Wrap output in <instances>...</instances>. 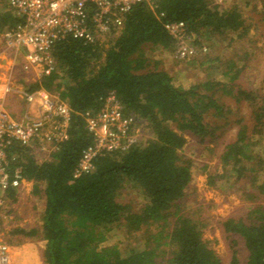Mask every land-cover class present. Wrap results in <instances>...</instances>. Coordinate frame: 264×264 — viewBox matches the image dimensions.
I'll return each instance as SVG.
<instances>
[{"label":"trees","instance_id":"1","mask_svg":"<svg viewBox=\"0 0 264 264\" xmlns=\"http://www.w3.org/2000/svg\"><path fill=\"white\" fill-rule=\"evenodd\" d=\"M214 1H141L123 15L118 32L57 41L55 69L24 83L30 93H58L72 110L68 136L49 158L39 157L38 144L7 148L10 171L20 169L44 203L40 225L15 226L10 234L44 241V264H223L204 238L212 223L230 240V264H264V84L243 81L260 48L251 30L264 27V0L261 10L251 0L245 6ZM20 20L11 9L3 18L9 28ZM171 22H183L194 34L196 56L177 55L176 38L165 27ZM214 39L221 46L228 41L226 57L203 53ZM244 42L253 43L252 51ZM146 48L174 54L184 65L206 66L217 76L184 84ZM109 92L147 136L126 150L103 153L93 170L76 175L92 142L85 113L97 112ZM244 103L248 116L241 112ZM228 128L236 133L218 152L221 171L208 163L198 168L183 153L187 135L215 144ZM195 169L209 186L239 185L245 212L216 218L210 205L193 200ZM17 193L10 188L3 198L13 203Z\"/></svg>","mask_w":264,"mask_h":264},{"label":"built area","instance_id":"2","mask_svg":"<svg viewBox=\"0 0 264 264\" xmlns=\"http://www.w3.org/2000/svg\"><path fill=\"white\" fill-rule=\"evenodd\" d=\"M144 0H8L9 7L21 20L3 33L6 49L13 51L14 67L33 74L35 78L50 74L55 69L53 45L67 37L91 39L118 32L123 26V15ZM177 41L179 57L196 56L194 34L183 22L165 24ZM12 84L2 87L0 96V206L10 188L19 189L26 180L20 169L9 168L7 148L13 142L33 146L46 158L58 149L68 135L71 107L66 101L43 89L22 95L37 111L26 112L15 118L4 106ZM85 126L92 134V142L82 152L75 174L90 172L94 160L103 153L126 150L141 138L134 118L124 113L113 92L106 96L97 112L85 113ZM10 246L0 241V264H9Z\"/></svg>","mask_w":264,"mask_h":264},{"label":"rangeland","instance_id":"3","mask_svg":"<svg viewBox=\"0 0 264 264\" xmlns=\"http://www.w3.org/2000/svg\"><path fill=\"white\" fill-rule=\"evenodd\" d=\"M231 1L232 0H215L214 2L220 6H228ZM239 2L241 5L245 6L244 0H240ZM251 2L257 3V10H261V0H251ZM4 3V0H0V53L3 51V45L1 42L2 34L7 28H9V23H4L3 18L7 10L11 9L4 5ZM250 8H253L252 3L247 10H251ZM251 34L257 39L256 44L260 48L254 51L252 60L245 69L243 81L247 85L262 87L264 84V27L261 25L260 28L257 27L256 29H252ZM227 42L228 41H224L221 46L214 39L210 43L211 45L205 44L204 47H202V51L204 54L211 53L212 55L219 53L226 57L229 50L224 46L227 45ZM252 44L253 43L251 42H244V45L249 47L251 51ZM240 47L243 49V44H240ZM146 53L151 58L162 61L161 66L167 69L172 75L178 77V79L184 84L199 82L208 79L210 76L215 77L216 75L215 73L214 75L208 73L206 66L199 67L197 65L192 66L189 64H181V62L176 61L174 54L163 50L146 48ZM7 58L10 59L11 56H6V59ZM10 75V77L15 80V87L17 84L21 87L25 82H30L35 79L33 74H23L19 68L10 72ZM53 95H58V93H53ZM18 102L20 105L21 101L16 97L12 98L10 101L12 105H16ZM228 102L233 103L231 100ZM249 111L250 108L244 103L241 106L242 114L248 116L250 113ZM139 133L141 137L145 138L147 136V134L143 133L140 129ZM235 133L236 128L226 129L219 138V142L215 144L213 142L201 143L196 137L187 135V144L183 148V153L188 158L193 159L198 168L203 164L208 163L210 166H213L214 171H221V166L217 160L218 152L227 141L234 137ZM205 146L209 147L206 149ZM36 152L40 158H46V156L38 149H36ZM27 182H29V184ZM193 186L195 187V190L192 191V197H194L192 199L196 200L197 203L210 205V213L212 216H215L216 218H224L228 215H239L245 212V207L248 202L243 197L239 185L233 187L231 183L225 182L221 188L219 186H209L206 181V175L201 174L199 169H195ZM16 198L17 201L10 203L5 200L3 205L0 206V241L6 242L10 246L9 264H44L41 256V252L44 248V241L40 238L10 234L11 228L15 226H24L28 228L40 225L44 203L39 199V196L32 194V182L30 181H26V185H22L18 189ZM129 198V196H125V199ZM136 199L138 201L140 198L136 196ZM204 238L210 241L212 247L221 256L223 264H230L232 258L230 240L215 223L210 224L206 228ZM241 244L242 243L238 245V248L241 250L243 258L246 253L241 248Z\"/></svg>","mask_w":264,"mask_h":264},{"label":"crops","instance_id":"4","mask_svg":"<svg viewBox=\"0 0 264 264\" xmlns=\"http://www.w3.org/2000/svg\"><path fill=\"white\" fill-rule=\"evenodd\" d=\"M1 42L3 45V51H2V53H0V96H2L1 90L5 84L11 83L12 88H13V91H10L9 93H7V96L5 97V100H4V106L6 107L7 110L10 111L11 115L15 118H20L26 112L36 113L35 111H37V109L35 108V106L32 104H29L27 101H25V98L23 97V95L21 93L22 91H25L24 85H22V86L20 85L21 87H19V84H17L15 87V82H14L15 80H13L10 77L11 76L10 72H12L16 69L14 67L16 64H13V57H14L13 51L10 49H6V47L4 45L3 34H2ZM6 56H11V58L6 59ZM21 72L23 74H30V73H26L23 71H21ZM16 83H17V81H16ZM14 97L18 98L21 101L20 105H19V102L16 105H12L10 103V101ZM27 183L29 184V182H27ZM23 185H26V182L23 183Z\"/></svg>","mask_w":264,"mask_h":264}]
</instances>
